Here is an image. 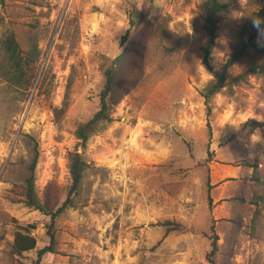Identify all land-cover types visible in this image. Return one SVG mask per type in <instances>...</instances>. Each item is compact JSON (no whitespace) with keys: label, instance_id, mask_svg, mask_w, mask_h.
I'll return each instance as SVG.
<instances>
[{"label":"rangeland","instance_id":"rangeland-1","mask_svg":"<svg viewBox=\"0 0 264 264\" xmlns=\"http://www.w3.org/2000/svg\"><path fill=\"white\" fill-rule=\"evenodd\" d=\"M205 1L0 0V39L14 33L27 49L33 32L41 49L31 89L0 77V264H31L49 242L50 217L20 202L35 147L38 195L49 188L52 203L70 188L68 154L77 149L90 163L56 221V252L41 264H209L214 235L217 264H264V128L241 129L249 118L264 122V76L235 82L236 65L207 116L200 92L227 56L204 63ZM220 1L228 8L214 49L229 55L264 0ZM134 10L153 24L143 78L83 150L75 129L99 108L103 73L123 51ZM166 222L179 229L167 232ZM29 225L37 248L11 254Z\"/></svg>","mask_w":264,"mask_h":264},{"label":"trees","instance_id":"trees-1","mask_svg":"<svg viewBox=\"0 0 264 264\" xmlns=\"http://www.w3.org/2000/svg\"><path fill=\"white\" fill-rule=\"evenodd\" d=\"M227 8V4L220 0H206L202 5L200 20L206 38L202 48L204 63H208L209 56L215 47L218 39V24ZM252 18H260L257 19L259 28L253 26ZM152 30L153 24L147 14L136 10L130 13L129 29L121 38V43L124 45L123 51L103 73V86L99 93V108L91 118L79 124L75 129L74 135L77 139L78 148L81 147L85 150L90 138L100 132L106 124L113 121L115 107L126 94L141 82L146 43L148 37L153 34ZM131 33L138 38V41H141L139 44H136L137 40H132L134 37L130 39ZM263 36L264 7L253 12L251 17L239 27L237 40L232 45L231 53L224 64L218 70L212 72V79L201 90L200 94L204 99L208 117L212 114L213 97L230 82L228 79L229 74L236 65H242L243 69L235 76V82L245 81L251 76H264V49L259 45ZM29 40L31 42L28 48L23 49L14 33L0 39V77L24 90L32 88L41 58L39 38L36 35L33 37L32 32ZM66 106L67 102H64L61 109L55 108L56 117H58L60 111L65 110ZM262 128H264V122L255 118H249L241 125V129L246 130L250 135ZM38 160L39 148L35 147L27 176L19 192L20 202L50 217L47 226L49 242L37 251V257L31 264H41L46 255L56 252L58 245L56 221L64 211L74 206L75 197L81 193L86 171L90 167L84 153L76 149L68 154L67 167L70 174V188L66 199L59 204L58 201L52 203L51 200L57 198L55 194L49 192V188L46 190L49 195L46 193L44 198L38 195L35 174ZM253 180L259 181V178ZM238 199V201L244 202L240 194ZM165 225L168 227L167 232L179 229L178 226H171L169 222H166ZM33 230H35V226L29 225L16 231L11 245V254L20 256L37 248V240L32 235ZM218 249V238L214 235L211 238V250L206 256L209 264H217L216 254Z\"/></svg>","mask_w":264,"mask_h":264},{"label":"clouds","instance_id":"clouds-1","mask_svg":"<svg viewBox=\"0 0 264 264\" xmlns=\"http://www.w3.org/2000/svg\"><path fill=\"white\" fill-rule=\"evenodd\" d=\"M225 2H226V0H225ZM257 19H260V18H256V19L252 18V22H253L254 27L259 28V23H257ZM224 43L226 44V41H224ZM217 53H221V54L228 57V50L227 49L224 52H221L219 49H213L212 56H213L214 60H216V61L218 59Z\"/></svg>","mask_w":264,"mask_h":264}]
</instances>
